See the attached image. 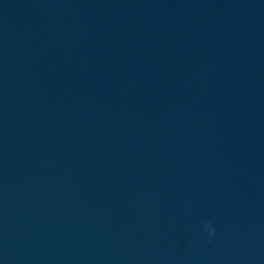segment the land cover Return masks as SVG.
Here are the masks:
<instances>
[{"label": "water", "instance_id": "95a60500", "mask_svg": "<svg viewBox=\"0 0 264 264\" xmlns=\"http://www.w3.org/2000/svg\"><path fill=\"white\" fill-rule=\"evenodd\" d=\"M0 264H264V0H0Z\"/></svg>", "mask_w": 264, "mask_h": 264}, {"label": "clouds", "instance_id": "9594fccd", "mask_svg": "<svg viewBox=\"0 0 264 264\" xmlns=\"http://www.w3.org/2000/svg\"><path fill=\"white\" fill-rule=\"evenodd\" d=\"M203 230L207 232L209 239H211L215 235V228L212 226L210 222L204 223Z\"/></svg>", "mask_w": 264, "mask_h": 264}]
</instances>
